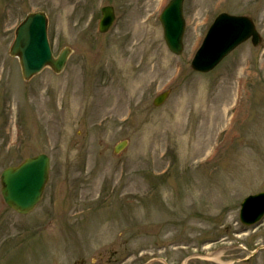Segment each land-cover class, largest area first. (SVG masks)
<instances>
[{
    "label": "rangeland",
    "instance_id": "1",
    "mask_svg": "<svg viewBox=\"0 0 264 264\" xmlns=\"http://www.w3.org/2000/svg\"><path fill=\"white\" fill-rule=\"evenodd\" d=\"M167 1L0 0V245L48 229L0 264H264V222L239 219L243 198L264 190V0H185L179 55L159 20ZM104 4L118 16L100 33ZM37 10L55 55L72 51L62 72L25 80L9 50ZM223 11L254 19L261 42L197 72L193 53ZM43 152V199L20 215L1 173Z\"/></svg>",
    "mask_w": 264,
    "mask_h": 264
},
{
    "label": "water",
    "instance_id": "2",
    "mask_svg": "<svg viewBox=\"0 0 264 264\" xmlns=\"http://www.w3.org/2000/svg\"><path fill=\"white\" fill-rule=\"evenodd\" d=\"M181 5L182 0H173L162 16L168 45L177 53L182 49L181 38L184 29ZM105 11L103 29L108 27L113 17L111 7H107ZM251 34L257 44L260 36L249 18L221 14L197 54L194 67L202 70L212 68L226 53ZM10 53L19 56L23 75L28 79L46 64L51 65L55 71H60L66 63L70 49L65 48L59 57H53L47 38V17L40 11L28 14L19 25ZM162 98L158 99L159 102ZM121 147L122 144L117 150ZM48 167V157L41 154L26 159L19 167L7 168L2 174V191L6 201L19 211L30 210L41 195L48 177ZM247 201H256L261 210L264 208V193L250 197Z\"/></svg>",
    "mask_w": 264,
    "mask_h": 264
}]
</instances>
